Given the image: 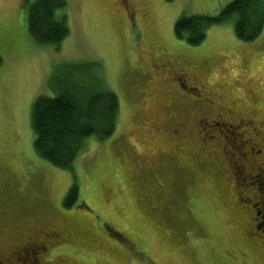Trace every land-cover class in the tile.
<instances>
[{
  "label": "rangeland",
  "instance_id": "374dc122",
  "mask_svg": "<svg viewBox=\"0 0 264 264\" xmlns=\"http://www.w3.org/2000/svg\"><path fill=\"white\" fill-rule=\"evenodd\" d=\"M33 1L0 0V240L57 229L68 235L48 244L60 264H264L245 200L257 177L238 153L248 142L231 149L214 123L242 115L241 140L264 127V24L244 41L231 16L189 44L178 18L214 17L231 0H65L68 33L52 45L28 31ZM172 68L214 107L195 91L179 98ZM75 80L114 92L118 115L110 135L85 138L71 167H57L34 152L31 106Z\"/></svg>",
  "mask_w": 264,
  "mask_h": 264
},
{
  "label": "trees",
  "instance_id": "16d2710c",
  "mask_svg": "<svg viewBox=\"0 0 264 264\" xmlns=\"http://www.w3.org/2000/svg\"><path fill=\"white\" fill-rule=\"evenodd\" d=\"M65 5V0H34L30 3L27 28L34 40L57 45L64 39L68 33L66 16L62 12ZM231 16H235V35L244 41L253 40L263 28L264 0H231L214 17L181 16L174 23V34L185 38L189 44H197L205 38L208 26ZM94 83L91 90H84L75 80L74 94L66 90L57 95H40L34 100L30 113L33 149L41 159L57 167L70 168L85 138H104L113 132L119 109L118 97L98 82ZM77 191L78 185L70 184L62 200L64 208L73 204Z\"/></svg>",
  "mask_w": 264,
  "mask_h": 264
},
{
  "label": "flooded vegetation",
  "instance_id": "af4514ba",
  "mask_svg": "<svg viewBox=\"0 0 264 264\" xmlns=\"http://www.w3.org/2000/svg\"><path fill=\"white\" fill-rule=\"evenodd\" d=\"M170 73L172 76L177 75L173 83L181 90L177 91L179 98H183L190 91L191 93L195 91V96L199 97V99L193 98L195 102L201 103V107L204 105H207L209 109L214 107L215 103L213 99L199 95L201 89L199 90L197 86H187V79L189 80L188 72L183 69L176 71L172 68ZM219 115L220 113L215 114L217 117ZM207 119H209V116H205L202 123L205 124ZM182 122L180 121L178 124ZM246 122H249V120H245L242 115H238L236 123H231L223 119L214 121L216 126L221 125L222 127H227L228 134L225 136L229 138L231 149L236 151V149L238 150V148L244 147L247 144L246 142H248V150H240L238 152L243 157L240 163L255 172L254 176L257 177V186L255 188L256 190L254 189L255 192H252V196L246 197L245 200H248L250 203L249 209L251 210L252 217L250 228L255 231L259 230L264 234V127H261V125L259 127L251 126L248 134L247 132L243 133L246 138L243 137L241 140L239 138L241 135L238 134L239 131L237 132L236 128ZM173 131L175 132L177 129L174 128ZM240 140L242 143L239 145ZM233 166L238 168V171L234 170V173H237L235 177L237 179L242 171L239 170V166ZM235 182L239 185V181L236 180ZM243 191L241 193L242 195H239V200H242L243 196H245ZM67 236V234H62L57 229L47 228L43 230H32L28 235L21 233L17 237L10 238L13 241L8 244H6V241L0 240V264H60V262L50 256L48 244L52 240L63 239Z\"/></svg>",
  "mask_w": 264,
  "mask_h": 264
},
{
  "label": "bare ground",
  "instance_id": "6f19581e",
  "mask_svg": "<svg viewBox=\"0 0 264 264\" xmlns=\"http://www.w3.org/2000/svg\"><path fill=\"white\" fill-rule=\"evenodd\" d=\"M189 108V107H188ZM226 114V113H225ZM169 129V128H168Z\"/></svg>",
  "mask_w": 264,
  "mask_h": 264
}]
</instances>
